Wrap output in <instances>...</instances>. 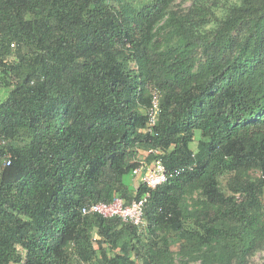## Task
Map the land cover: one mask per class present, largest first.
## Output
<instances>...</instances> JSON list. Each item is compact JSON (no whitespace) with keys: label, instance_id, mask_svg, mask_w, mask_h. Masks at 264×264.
I'll return each mask as SVG.
<instances>
[{"label":"trees","instance_id":"obj_1","mask_svg":"<svg viewBox=\"0 0 264 264\" xmlns=\"http://www.w3.org/2000/svg\"><path fill=\"white\" fill-rule=\"evenodd\" d=\"M174 2L0 0V264H252L264 251V0L210 27L206 0ZM158 158L169 177L149 190ZM148 190L142 226L81 213Z\"/></svg>","mask_w":264,"mask_h":264},{"label":"built area","instance_id":"obj_2","mask_svg":"<svg viewBox=\"0 0 264 264\" xmlns=\"http://www.w3.org/2000/svg\"><path fill=\"white\" fill-rule=\"evenodd\" d=\"M159 112L160 93L154 90L152 92V103L149 109V130H152L157 124ZM144 165L145 163H143L141 167L136 168L134 170L135 174L141 175L142 169L145 167ZM168 177L167 168L162 158H158L152 164L146 166L141 179L150 190L166 182ZM149 190L142 197L134 198L130 202H126L123 197L117 196L110 202L100 201L85 204L81 207V213L83 215L99 214L104 217H118L125 222L142 226L146 223L145 204L150 196Z\"/></svg>","mask_w":264,"mask_h":264},{"label":"rangeland","instance_id":"obj_3","mask_svg":"<svg viewBox=\"0 0 264 264\" xmlns=\"http://www.w3.org/2000/svg\"><path fill=\"white\" fill-rule=\"evenodd\" d=\"M193 1L194 0H175L172 7H173V9L178 10L181 13H186L189 10V8L192 7ZM236 1L237 0H206L207 4L215 12V14H213L211 16V18H210L211 20L209 21V23L207 24L206 27L212 26L215 22V18L217 17V15H219V16L223 15L224 12H226L229 5H231L232 3L236 2ZM6 95H7V90L5 88H2L0 90V100H2ZM146 155H147L146 152H144V151L141 152L142 158L145 157V159H146ZM146 163L148 164L147 160L145 161V165H146ZM251 172L255 175H259V172L257 170H253ZM129 177L130 176L127 175L126 180H129L130 179ZM240 200H243V197H240ZM252 264H264V251H258L253 256Z\"/></svg>","mask_w":264,"mask_h":264},{"label":"clouds","instance_id":"obj_4","mask_svg":"<svg viewBox=\"0 0 264 264\" xmlns=\"http://www.w3.org/2000/svg\"><path fill=\"white\" fill-rule=\"evenodd\" d=\"M145 222H146V220H145Z\"/></svg>","mask_w":264,"mask_h":264}]
</instances>
